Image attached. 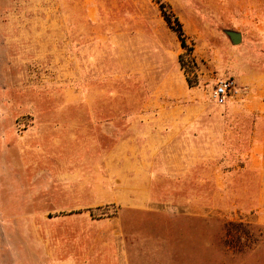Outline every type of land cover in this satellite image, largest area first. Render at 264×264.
Masks as SVG:
<instances>
[{"label": "rangeland", "instance_id": "rangeland-1", "mask_svg": "<svg viewBox=\"0 0 264 264\" xmlns=\"http://www.w3.org/2000/svg\"><path fill=\"white\" fill-rule=\"evenodd\" d=\"M164 1L191 54L156 0H0V264L112 261L110 243L120 230L131 264H264L255 176L264 166L254 171L244 163L241 128L219 139L224 125L258 122L229 115L226 103L210 98L232 70L264 72V0ZM224 29L240 31V43ZM183 108L217 113L202 129L216 126L219 158L190 164L192 149L159 153L155 191L162 198L169 182L180 205L121 209L106 202V190L89 188L92 181L65 178L75 162L114 141L101 132L85 140L82 111ZM67 120L78 126L67 128ZM122 121L124 130L129 121ZM96 202L103 203L92 207Z\"/></svg>", "mask_w": 264, "mask_h": 264}, {"label": "crops", "instance_id": "crops-1", "mask_svg": "<svg viewBox=\"0 0 264 264\" xmlns=\"http://www.w3.org/2000/svg\"><path fill=\"white\" fill-rule=\"evenodd\" d=\"M232 73L233 78L245 92L241 97L228 98L224 110L231 111L229 115L240 113L253 116L258 123L241 127L224 125L223 136L219 139L225 141L228 135L238 132L237 129L241 128L243 133L240 136L242 141L240 146L243 149V161L249 165L248 169L255 171L253 165L264 166V72L242 67L240 71L232 70ZM82 115L86 117L80 120L81 126L87 130L82 131L85 140L93 139L95 134L101 132L113 137L114 141L110 147L97 151L93 158H89L87 154L81 162H75L78 165L73 167L71 172H67L65 178L79 180L82 185L84 181H92L89 183V188H95L98 194L106 190L109 196L106 202H113L121 209L150 211L158 204H181L180 201L175 200L173 192H170L172 188L170 189L169 182L163 185L165 195H162V198H159L155 191L154 182L157 177L154 174V164L160 157L159 153H165L171 147L185 148L190 152L192 149L190 164L218 163V154L216 150H212L215 140H218L216 126L208 125L206 129H202V124L207 117H215L217 113L207 111L206 108H199L196 111H189L187 108L177 111L169 109L139 111L125 114V116L121 111H90L89 109L82 111ZM123 117L125 121H129L124 130L121 125ZM76 122L79 121L67 120V128L78 126ZM209 122L211 124V119ZM243 138L246 141L243 142ZM233 142L237 146L239 141ZM97 146L102 147L98 144ZM224 148L227 149V147ZM187 150L186 153H188ZM220 155L225 161L229 156L223 152H220ZM255 172L259 181L257 192L259 211L264 213V169L257 167ZM165 176L166 173L163 179L170 180V176L167 178ZM182 177V174L177 175L173 180ZM197 179L199 180L200 176ZM216 186H218L217 181ZM191 202L198 204L194 200ZM102 203L96 202L91 206H99ZM114 228L118 230V223L115 222ZM112 237V242H109L113 249L110 255L112 261L106 257H100L97 259V264H131L121 230L113 232Z\"/></svg>", "mask_w": 264, "mask_h": 264}, {"label": "built area", "instance_id": "built-area-1", "mask_svg": "<svg viewBox=\"0 0 264 264\" xmlns=\"http://www.w3.org/2000/svg\"><path fill=\"white\" fill-rule=\"evenodd\" d=\"M244 88L233 77L218 80L210 91V98L216 104H224L228 98L241 97Z\"/></svg>", "mask_w": 264, "mask_h": 264}, {"label": "trees", "instance_id": "trees-1", "mask_svg": "<svg viewBox=\"0 0 264 264\" xmlns=\"http://www.w3.org/2000/svg\"><path fill=\"white\" fill-rule=\"evenodd\" d=\"M156 2L159 5V9H160V11L162 13V16H163L164 20L167 22V24L170 26V28H172L177 33V37H178V39L180 41L181 47L183 49H186V51L189 54H191L192 51H193V47L187 45V43L185 41V38H184V33H183L182 29H181V25L178 23V20L176 19V17H174V19H173L172 15L167 10V6H168L167 3L164 0H156ZM173 21L176 22V26L173 24ZM179 62H182V55H179ZM181 67H182V65H181ZM186 80H187L188 84L190 85L191 82H190L189 77H186ZM115 211L116 210H114V212ZM230 224L231 225H236V223H233V222H230L229 225Z\"/></svg>", "mask_w": 264, "mask_h": 264}, {"label": "water", "instance_id": "water-1", "mask_svg": "<svg viewBox=\"0 0 264 264\" xmlns=\"http://www.w3.org/2000/svg\"><path fill=\"white\" fill-rule=\"evenodd\" d=\"M224 33L229 38L232 44L236 45L240 43L242 39V34L240 31H236L233 29H224Z\"/></svg>", "mask_w": 264, "mask_h": 264}]
</instances>
